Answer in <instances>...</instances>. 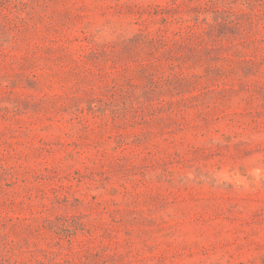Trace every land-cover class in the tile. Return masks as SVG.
Masks as SVG:
<instances>
[{
    "label": "rangeland",
    "instance_id": "1",
    "mask_svg": "<svg viewBox=\"0 0 264 264\" xmlns=\"http://www.w3.org/2000/svg\"><path fill=\"white\" fill-rule=\"evenodd\" d=\"M0 264H264V0H0Z\"/></svg>",
    "mask_w": 264,
    "mask_h": 264
}]
</instances>
